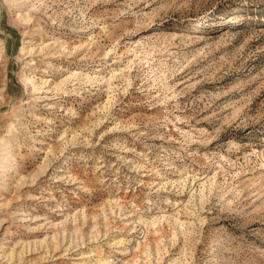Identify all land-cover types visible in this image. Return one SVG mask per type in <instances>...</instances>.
<instances>
[{"label":"rangeland","instance_id":"374dc122","mask_svg":"<svg viewBox=\"0 0 264 264\" xmlns=\"http://www.w3.org/2000/svg\"><path fill=\"white\" fill-rule=\"evenodd\" d=\"M0 157V264H264V0H0Z\"/></svg>","mask_w":264,"mask_h":264},{"label":"bare ground","instance_id":"6f19581e","mask_svg":"<svg viewBox=\"0 0 264 264\" xmlns=\"http://www.w3.org/2000/svg\"><path fill=\"white\" fill-rule=\"evenodd\" d=\"M7 2H9V0H6ZM17 2V1H16ZM19 4V3H18ZM26 20V19H25ZM1 158V157H0ZM1 168V167H0ZM3 168V167H2ZM4 179V178H3ZM213 180H215V176L214 177H212L211 179H210V181L212 182ZM108 262L107 261H102L101 262V264H107Z\"/></svg>","mask_w":264,"mask_h":264}]
</instances>
